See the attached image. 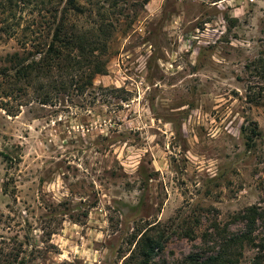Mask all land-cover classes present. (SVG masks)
<instances>
[{
  "label": "rangeland",
  "instance_id": "obj_1",
  "mask_svg": "<svg viewBox=\"0 0 264 264\" xmlns=\"http://www.w3.org/2000/svg\"><path fill=\"white\" fill-rule=\"evenodd\" d=\"M21 7L0 10V70L40 58L30 31L50 41L47 10ZM119 11L93 89L19 84V108L0 87V264H139L125 259L142 235L161 244L153 263L189 264L264 209V99H247L264 98L251 72L264 0H121ZM252 239L238 264L264 247L263 221Z\"/></svg>",
  "mask_w": 264,
  "mask_h": 264
},
{
  "label": "trees",
  "instance_id": "obj_2",
  "mask_svg": "<svg viewBox=\"0 0 264 264\" xmlns=\"http://www.w3.org/2000/svg\"><path fill=\"white\" fill-rule=\"evenodd\" d=\"M33 3L35 9L38 6V12L42 10L48 12L49 17L46 18L45 25L49 31L47 34L50 41H43L41 33L38 35L30 31V40H41L36 41L34 45L40 58L32 59L23 65L29 59L19 60V56L15 55L9 61L11 68L0 70V78L4 80L0 87H6L3 98L16 102L19 108L22 107L21 98L27 96V93L18 87L19 84L31 88L36 80L55 78L51 84L55 94L70 90L82 94L87 89H93L92 79L105 74L106 65L101 61L100 55H107L108 44L115 31L114 18L121 14L119 11L121 0H0V10L12 15L13 10L20 8V5L21 8H25ZM135 6L137 7V4ZM262 35L264 37V21ZM259 55L262 57L257 65L251 64V72L256 73L259 70L256 77L264 79V50ZM262 95V89L257 95L250 91L247 99L255 103L264 99ZM9 101L1 103V109L8 116H16L12 115L14 112L11 111ZM50 101L48 96L41 104L47 105ZM256 135L255 131L248 133L246 140L249 146ZM245 214L247 229L245 233L225 238L217 254L206 259L195 257V260H189V264H238V258L241 256L239 250L246 244L255 246L252 239L255 225L259 221L264 222V209L261 207L253 206L247 209ZM136 248L125 259V263L127 260L134 261L140 258L139 264H160L153 263L155 257L162 251L158 240L142 235ZM255 248L260 253L254 256L251 264H263L264 247L259 245Z\"/></svg>",
  "mask_w": 264,
  "mask_h": 264
}]
</instances>
